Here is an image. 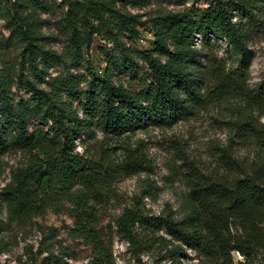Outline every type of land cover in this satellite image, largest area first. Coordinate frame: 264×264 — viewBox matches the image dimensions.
Wrapping results in <instances>:
<instances>
[{
	"label": "trees",
	"instance_id": "obj_1",
	"mask_svg": "<svg viewBox=\"0 0 264 264\" xmlns=\"http://www.w3.org/2000/svg\"><path fill=\"white\" fill-rule=\"evenodd\" d=\"M152 1L0 0V20L9 35L2 37L0 51L3 42L20 49L16 62L0 58V156H25L0 187L7 212L6 223L0 219V235L9 225L51 209L71 220L70 239L90 247L89 264H109L96 205L105 201L116 178L149 165L137 148L127 143L117 148V140L147 128L171 129L214 104L228 112L223 125L231 131L228 142L214 149L223 170L205 171L182 153L185 218L159 221L125 208L108 228L114 226L118 237L132 245L136 226L161 222L170 239L212 264H254L258 255L264 257V77L251 86L248 70L255 56L251 40L264 28V0H206L204 8L177 11L160 0L148 13L127 9V3ZM41 14L58 15L55 26L65 51L48 47L53 39L41 32L47 23ZM141 29L153 37L146 49L129 45L140 39ZM199 37L202 46L196 50ZM212 38L226 40L236 64L209 51L202 54ZM97 40L101 75L88 59ZM54 66L59 72L51 76ZM234 138L253 148L252 160L242 164L234 158ZM78 140L82 152L76 151ZM180 250L167 255L177 258ZM233 253L242 261L235 263ZM53 260L58 256L50 253L42 262ZM136 264L144 263L137 259Z\"/></svg>",
	"mask_w": 264,
	"mask_h": 264
},
{
	"label": "rangeland",
	"instance_id": "obj_2",
	"mask_svg": "<svg viewBox=\"0 0 264 264\" xmlns=\"http://www.w3.org/2000/svg\"><path fill=\"white\" fill-rule=\"evenodd\" d=\"M159 3L160 0H153L147 6H134L127 3V9L134 14L136 12L148 13L155 10ZM163 6L177 11L183 6L204 8L207 2L206 0H185L181 3L165 0ZM57 17V14L53 16L41 14V19L47 21L41 32L45 37L53 39L48 47L63 52L66 49V42L56 29ZM140 32V39L129 45L136 49H146L152 43L153 37L143 29ZM8 36L3 20H0V41L3 38L7 39ZM200 39L199 37L194 41L196 50L202 46ZM98 45L97 40L88 59L92 71L101 75L104 62ZM205 47L202 50L203 55L209 51L228 65H234L238 60L237 55L224 38H212L209 45ZM2 48L0 58L10 63L16 62L20 50L19 45L12 43V46L7 47L3 42ZM250 48L255 56L248 70L249 84L256 86L264 77V28L253 36ZM58 72L59 66H54L50 68L48 74L54 76ZM79 72L84 73V70ZM128 81V78L124 79L126 85ZM134 85L136 87L137 83ZM213 105L200 109L190 121L180 122L171 129L147 128L132 133L125 139L120 138L121 141L117 140V148L119 145L127 146L126 143L130 148H137L138 152L145 154L149 165L138 174L121 175L116 178L112 182L110 192L105 196V201L96 205L97 230L104 244L109 248L111 254L109 264H136L137 259L144 264H212L203 259L194 248L170 239L161 222L155 225L142 223L141 226H136L134 234L137 238L132 245H128L124 239L118 237L114 226L109 230L108 225L112 224L125 208L135 209L140 215L149 219L156 218L159 221L162 218H171L180 222L185 218L188 210V189L179 176L182 170L179 158L182 153L189 160L199 163L203 170L208 172L218 167L222 168V171L224 166L217 160L214 149L225 145L231 136L229 128L223 125L224 120H227L228 112L225 111L224 106L217 108ZM101 136L102 133L97 132L99 138L97 141H100ZM80 143L81 140H78L76 151L82 152L84 146ZM92 144L89 142L88 147L93 148ZM232 146L234 158L240 163L252 160L254 152L251 146L238 143L236 138ZM24 161L25 156L19 153L0 156V187L8 182L11 170ZM0 219L6 223V206L1 200ZM71 227V220L67 215L64 213L57 215L51 209L17 225H9L7 230L0 235V251H3L0 253V264H43L42 259L50 253L54 257L58 256V260H53L51 264H89L91 249L83 245L81 241L70 239L68 232ZM59 244L65 246L66 250L61 252ZM178 247L181 249V256L171 258L167 255V251ZM40 250L43 251L42 254H38ZM232 256L235 263L242 261L237 253H233ZM253 262L264 264V257L258 255Z\"/></svg>",
	"mask_w": 264,
	"mask_h": 264
}]
</instances>
